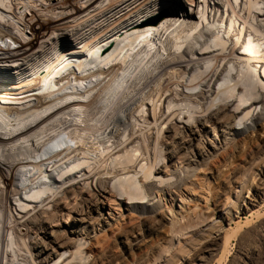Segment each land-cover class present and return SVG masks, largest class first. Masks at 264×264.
Listing matches in <instances>:
<instances>
[{"label":"bare ground","instance_id":"obj_1","mask_svg":"<svg viewBox=\"0 0 264 264\" xmlns=\"http://www.w3.org/2000/svg\"><path fill=\"white\" fill-rule=\"evenodd\" d=\"M258 1L0 0V264H13L22 236L31 264H118L110 240L140 246L162 229L136 264H207L220 253L218 220L240 224L249 169L261 163L264 176ZM88 130L112 164L89 161ZM254 143L260 154L231 167ZM9 153L21 154L19 186ZM205 173L225 187L213 213L190 204L207 198ZM230 264L264 256L241 236Z\"/></svg>","mask_w":264,"mask_h":264},{"label":"rangeland","instance_id":"obj_2","mask_svg":"<svg viewBox=\"0 0 264 264\" xmlns=\"http://www.w3.org/2000/svg\"><path fill=\"white\" fill-rule=\"evenodd\" d=\"M261 1L262 0L258 1L259 6L262 5ZM263 5H264V3H263ZM45 20L47 22H51L53 19L51 16H46ZM253 35H254V38L257 39V36L254 33H253ZM74 68H72L71 70L73 71ZM69 74H71V73H69ZM67 76H69V75H67ZM67 76H65V78H63V79H67L66 78ZM67 93H70V91H67L66 94ZM94 129L95 128H93V130ZM91 131H92V129H91ZM94 131H95V134H96V132H98L97 130H94ZM94 131H92V132L94 133ZM88 132H89V130L87 131L88 135L83 133L84 134L83 138L86 139V141L85 140L82 141V142L85 141L87 143L84 142L85 143L84 145L82 142H80V143L82 144V149H84L83 151L84 152L86 151V155H88L89 161L92 164H94V166H96L98 164L104 165L106 162H107L106 163L107 165L109 163L112 164L111 161H109V157H108L109 154H107L108 150L106 151L105 144H103L104 145V147H103V145L101 144L103 142H101V140H99V137H97L98 139H96L95 134H93V133L91 134V132H89L90 133L89 134ZM150 132H151V130H150ZM162 132L164 133V131H162ZM152 134L153 135L155 134L154 129H153V133H151V136H152ZM242 136H243V134H239L236 136V138L240 139ZM85 137H87V138H85ZM154 137H155V135L153 136V138ZM141 138H142V136H141ZM142 140H143V138H142ZM142 140H140V142H141V145L143 147ZM261 151H262V148H261L260 144L254 143L253 145H250V146L248 145V146L244 147V149L242 151L237 153L238 155L236 154L235 157L230 159L229 164L231 167H234V166L240 164L248 156L249 157L256 156V155L260 154ZM19 155L21 156L20 153H18V154L9 153V155H7V160L10 162V168H11L10 172L12 173V180L14 179L16 186H19L21 184V181L19 179L20 172L18 170H14L13 167H14V165L17 164V160H18L17 157H19ZM151 155H152V157L154 156L153 151H151ZM110 160H111V158H110ZM104 161H106V162H104ZM261 167H263L261 165V163H258V164H253L251 166V168L249 169V175L251 173L252 174L255 173L256 177L252 182L251 176H249L250 177L249 180L251 181L250 189L248 190V192H247V190L246 191L243 190V192H242V194H243V196H245V198L247 196L248 197L246 198L247 205H242L241 210L238 213V214H240V217H242L240 224L236 223V221L239 220L236 217L233 218L232 223H230V225H228V220H226L227 222L225 221V223H224V219H222V218L218 220V223H223V224H225V226H224V232L221 234L220 237L217 238V242L222 245L224 237L225 238L227 237L226 238L227 243L225 244V246H221L220 253L217 256L213 257V259H211L207 264H230L231 261L236 259L237 255H238L239 248H240L241 236L242 237L245 236L246 238H248L249 241L251 242V244L256 245L260 254L264 256V232L260 227L261 222L264 220V195H262V193H261V192L264 193V176L261 177L262 175L259 172V169ZM29 172L32 175H34L36 173V171H34V169H31L30 171H28V173ZM114 180L112 181V183L115 182ZM200 181L202 182L201 184L203 185V191L208 193L207 198L204 197L206 199L205 200L206 202L201 199L199 201H191L190 204L191 205L197 204V210H201V211L206 210V211L213 213V211H215L217 208H219L222 204L223 200L221 199V193L225 189L224 184L222 181L220 182V180L214 181L210 176L206 175V173L202 176V180L200 179ZM52 189L53 188L45 189L42 193V196L43 195L47 196V195L51 194ZM145 201H146V199H145ZM31 202H32V205H34L35 199L32 198ZM234 216H236V213L234 214ZM128 219L122 220V224H128L129 223ZM113 229H115V227L112 228L107 233H102L100 235V238L106 237L105 240H107V238L111 237V235H112L111 232ZM4 233H5L4 236L6 237V231H4ZM165 233H166V229H162V231H160L159 234L154 235L153 237H151L149 239H146L147 241H145V243L141 244L140 246L139 245H137V246L135 245L132 247L129 246L130 248L122 245L120 242H118L116 240H110L111 243L113 244L112 247L116 246L115 248H112V253L115 255V258L119 260L118 264H136V262H138V260H140L141 257H143L149 253L150 249L153 247L154 244L161 242L164 239ZM15 239L18 242H16V240H14L13 245L11 246L12 248L10 247L11 251H9V256H10V259L12 260V263L13 264H26L29 262L28 264H31V262L28 260V257H27L28 253L27 252H29L28 250L31 249L32 243L30 242L29 239L23 238V236L19 238L20 241L17 238H15ZM176 244H177V242H176ZM13 246L15 247L14 248L15 250L13 249ZM16 250L18 252H16ZM19 251L21 254H19ZM99 251H101L100 246L97 243H94V245L89 250H87V253L90 255H94L95 253H98ZM128 251H129V254H128ZM130 251H131V253H130ZM15 252H16V254H19L20 256L17 257ZM25 253H27L26 257H25ZM14 254L16 255L18 260L16 259ZM220 255H222V257H220ZM12 256L15 258V260ZM26 258L28 261L26 260ZM20 259H22V260H20ZM23 261H25V262H23ZM181 261L182 260L176 261L174 259L170 262V264H183V262H181ZM188 261L190 263H194V261H192L191 258H189ZM184 264H186V263H184Z\"/></svg>","mask_w":264,"mask_h":264}]
</instances>
